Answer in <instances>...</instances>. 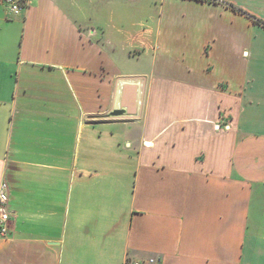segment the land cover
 I'll use <instances>...</instances> for the list:
<instances>
[{"label":"crops","instance_id":"0c3cea01","mask_svg":"<svg viewBox=\"0 0 264 264\" xmlns=\"http://www.w3.org/2000/svg\"><path fill=\"white\" fill-rule=\"evenodd\" d=\"M23 1L0 0V264H264V0Z\"/></svg>","mask_w":264,"mask_h":264},{"label":"built area","instance_id":"2783aa9c","mask_svg":"<svg viewBox=\"0 0 264 264\" xmlns=\"http://www.w3.org/2000/svg\"><path fill=\"white\" fill-rule=\"evenodd\" d=\"M1 2L14 14H19L25 7L23 0H1ZM8 184L3 181L0 184V238H8L11 233V222L13 214L8 208ZM157 258H148L146 260L126 261L124 264H158Z\"/></svg>","mask_w":264,"mask_h":264},{"label":"rangeland","instance_id":"374dc122","mask_svg":"<svg viewBox=\"0 0 264 264\" xmlns=\"http://www.w3.org/2000/svg\"><path fill=\"white\" fill-rule=\"evenodd\" d=\"M161 0H137L136 5L130 8V12L132 16L136 19H149L153 20L155 18L154 11L156 10V6L158 7ZM144 5L142 6V4ZM137 27L139 25L137 24Z\"/></svg>","mask_w":264,"mask_h":264},{"label":"trees","instance_id":"16d2710c","mask_svg":"<svg viewBox=\"0 0 264 264\" xmlns=\"http://www.w3.org/2000/svg\"><path fill=\"white\" fill-rule=\"evenodd\" d=\"M199 1H217V0H199ZM233 9L239 11V12H242V13H245L243 10L241 9H238V8H235L233 5H230ZM248 16L252 19V21L256 24H259L261 26L264 27V20L260 19V18H257V17H254L250 14H248Z\"/></svg>","mask_w":264,"mask_h":264}]
</instances>
